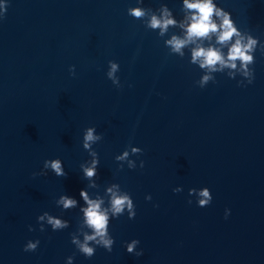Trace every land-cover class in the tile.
<instances>
[{"label": "water", "instance_id": "obj_1", "mask_svg": "<svg viewBox=\"0 0 264 264\" xmlns=\"http://www.w3.org/2000/svg\"><path fill=\"white\" fill-rule=\"evenodd\" d=\"M212 3L239 35L194 38L181 56L166 41L186 35L195 13L184 0H0V264H264V0ZM165 8L176 23L160 35L148 23ZM249 37L247 78L240 61L215 72L191 62L197 47L226 59ZM88 128L101 139L85 149ZM55 159L65 177L43 168ZM110 188L130 195L134 219L113 217ZM204 188L211 204L197 207ZM81 191L102 201L114 240L110 253L89 241L90 259L70 242L93 234ZM61 196L76 205L64 209ZM45 213L68 226L53 230ZM134 239L140 257L125 250Z\"/></svg>", "mask_w": 264, "mask_h": 264}, {"label": "clouds", "instance_id": "obj_2", "mask_svg": "<svg viewBox=\"0 0 264 264\" xmlns=\"http://www.w3.org/2000/svg\"><path fill=\"white\" fill-rule=\"evenodd\" d=\"M184 7L193 10L194 15L190 17L191 23L185 29L186 35L183 39L172 36L171 39L166 41V45L171 48V51L174 53H178L181 56L183 49L187 44L194 42V38H207L210 33H217V43L225 44L228 42L234 35H239V32L236 27H234V21L231 19L230 13L221 12L216 6L212 3V0H196V2L189 3L188 0H184ZM0 11H2V6H0ZM128 15H131L135 18H141L145 15V12L140 8H133L128 10ZM215 15L216 17L223 16L222 23L219 27L213 23L212 17ZM170 17V13L167 9H163L162 15L160 18H157L153 15L150 18L148 23V27L151 29H160V35H163L169 26H174L175 21ZM3 17H0L2 19ZM183 27V25H181ZM256 41L249 37L247 44H242L241 39H237L236 42L229 48L226 59L222 56L219 50L213 49L209 47L208 49H204L201 47H197L192 51L191 62L196 64L199 62V67L201 69H207L209 72L219 71L221 69L216 68V65H220L221 68L228 67L231 69H235L236 61H240V69L242 74L247 78L250 75L248 65L254 63L253 57L248 53L252 51ZM110 70L107 73V77L112 81L113 84H118V80L114 78V73L117 71V64L109 61ZM212 77L205 75L201 79V84L207 83ZM253 82V75L251 79H248V84ZM239 86V85H238ZM93 128H88L86 134L83 137L84 144L83 147L85 149L90 147L91 142H95L101 137L93 135ZM132 154H142V150L137 147L131 148ZM129 155L128 151H125L123 156L117 157V159L124 160ZM98 166V159L93 161V166L88 168H83V172L86 177H93L95 173V167ZM83 167V166H81ZM137 166L129 161V168L135 169ZM140 168L144 167V162L141 161L139 164ZM44 169H51L52 172L55 173L56 177H65L67 174L62 170L61 161L59 159L55 160H45L43 162ZM45 176L47 172L40 171L39 173H33V176ZM113 187H116L115 185ZM111 193V212L113 217L118 218L120 215H123L125 209L128 210V219L132 220L135 217V205L127 192H123L122 194H117V192L112 191L110 188L108 190ZM179 189H173V192H178ZM190 191H195L190 190ZM81 198L88 205L87 208L82 209L84 213V223L92 229V235H85L84 243H80L79 240L71 239V243L77 246V251L83 255L86 259H90L94 254L96 248L90 247L88 242L92 241L96 245L103 248L106 252L112 251V246L114 244V240L109 234L108 225H109V216L107 214V210H102L100 205L102 201L99 200H90L88 195L84 192H80ZM199 199L197 202V207H207L211 204L212 196L209 189L204 188L202 191L198 193ZM145 200H151L150 196H146ZM188 204H191V201H187ZM59 204L63 205L64 209L72 208L76 205V201L74 199L61 196ZM47 217L48 223L52 226L53 230L66 228L67 222H62L60 219H55L51 216H48L47 213L44 216H41L40 219H44ZM227 218V216H225ZM32 229L29 228V231ZM43 231V229H41ZM99 238V239H97ZM39 240L35 242L29 241L26 246L22 249L24 252H34L38 245ZM139 244L138 240H133L132 243H126L124 245L125 250L128 254H133L137 257L143 255L142 251L134 252V249ZM69 264H71V257H69Z\"/></svg>", "mask_w": 264, "mask_h": 264}]
</instances>
